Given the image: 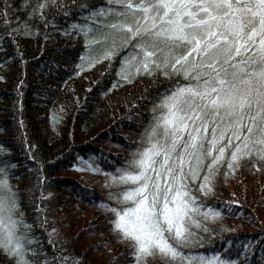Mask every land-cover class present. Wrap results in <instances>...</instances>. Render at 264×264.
Instances as JSON below:
<instances>
[{
    "label": "trees",
    "instance_id": "obj_1",
    "mask_svg": "<svg viewBox=\"0 0 264 264\" xmlns=\"http://www.w3.org/2000/svg\"><path fill=\"white\" fill-rule=\"evenodd\" d=\"M157 8L0 0V214L19 250L0 240V264H264V53L229 61L250 108L221 107L240 76L207 58L222 42L185 57L154 34ZM247 14L233 25L263 20ZM172 194L181 229L155 243L125 226Z\"/></svg>",
    "mask_w": 264,
    "mask_h": 264
},
{
    "label": "rangeland",
    "instance_id": "obj_2",
    "mask_svg": "<svg viewBox=\"0 0 264 264\" xmlns=\"http://www.w3.org/2000/svg\"><path fill=\"white\" fill-rule=\"evenodd\" d=\"M242 1L245 3L243 4L244 7L236 3L234 5L231 4L230 0H158L157 14L159 16L155 21L151 18L155 35L160 38L175 39L189 44L191 47L190 52H192L191 55L193 56H197L198 53L202 54L207 50L206 47L210 45L208 39H220L222 44L210 46L211 49L208 56H212L214 60H217V57L225 56L223 63L224 69L227 70L226 72L239 71L240 76L236 92L231 88L233 73L226 76L225 79L230 82L224 87L223 91L218 92L220 89L217 90L218 93L216 95L218 99L220 97L219 105L221 107L228 106L238 112H244L250 108L247 102L244 101V93L248 90L247 85L244 84V76L246 75L244 74L243 76V68L241 66L238 70L230 69L229 61L234 57L244 60V51L251 45L255 47L254 50L257 53H264V0H256L252 5L250 0ZM256 13H259L261 19V16H263V20L260 21L258 19V24L254 22L253 24H247L246 33H244V24L240 26L233 25V23L237 24V19L244 21L246 14L250 18H254ZM229 33L236 36L244 48H241L242 46L239 43L236 45L232 44L229 40ZM258 33L261 36L256 37ZM230 48H236L238 54L235 53L236 49L229 53ZM213 75L216 78L220 77L219 72L216 71ZM229 99L231 104L228 102ZM240 116L241 118L243 117L242 115ZM242 188H244V184ZM230 198L235 201V197L232 194ZM253 198L251 197L250 199ZM159 208V214H157L156 210H151L148 199L144 196L141 197L135 209L123 216L122 220L128 229H134L149 240L160 242L162 240L159 233L160 228L166 226L176 231L181 229L183 206L179 202V196L172 194L169 199H161ZM261 220L264 223V217ZM0 240L9 247L11 252L19 254L18 246L11 236L9 222L2 214H0Z\"/></svg>",
    "mask_w": 264,
    "mask_h": 264
},
{
    "label": "bare ground",
    "instance_id": "obj_3",
    "mask_svg": "<svg viewBox=\"0 0 264 264\" xmlns=\"http://www.w3.org/2000/svg\"><path fill=\"white\" fill-rule=\"evenodd\" d=\"M186 52H188V53L185 55V57H187V58H188V57H191V56H190V53H191V52H190V49H188ZM207 58L214 59L212 56H211V57H207ZM205 61H206V60H203L202 62H205ZM138 202H139V200H138ZM137 204H138V203H137ZM136 206H137V205H136ZM133 210H134V209H133ZM129 212H130V211H129Z\"/></svg>",
    "mask_w": 264,
    "mask_h": 264
}]
</instances>
